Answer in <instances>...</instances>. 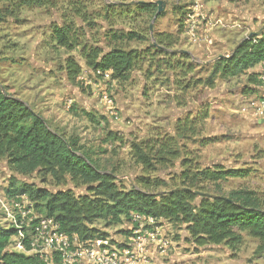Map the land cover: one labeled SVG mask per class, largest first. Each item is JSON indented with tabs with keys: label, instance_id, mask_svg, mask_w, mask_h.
<instances>
[{
	"label": "rangeland",
	"instance_id": "374dc122",
	"mask_svg": "<svg viewBox=\"0 0 264 264\" xmlns=\"http://www.w3.org/2000/svg\"><path fill=\"white\" fill-rule=\"evenodd\" d=\"M156 1L57 0L54 7L8 16L0 24L1 87L50 130L74 138L121 189L161 194L195 181L208 194L245 189L264 201V120L247 106L257 93L256 81L250 84L247 77L258 65L235 78H217L212 86L205 83L215 59L264 26V0H160L164 6L157 16L133 6ZM65 24L72 28L71 47L54 38V28ZM127 32L132 40L112 37ZM84 46H121L138 58L127 79L117 80L86 64ZM138 151L150 162H142ZM203 169L245 172L195 180ZM143 179L150 184L144 186ZM12 180L85 192L68 178L57 183L36 172L20 174L0 158V201L8 198ZM3 216L0 204V225ZM129 222L97 220L92 226L121 248L131 236ZM153 227L158 232L142 249L143 264H264V254L254 253L257 240L245 231L235 232L239 239L197 245L184 224L159 219Z\"/></svg>",
	"mask_w": 264,
	"mask_h": 264
},
{
	"label": "trees",
	"instance_id": "16d2710c",
	"mask_svg": "<svg viewBox=\"0 0 264 264\" xmlns=\"http://www.w3.org/2000/svg\"><path fill=\"white\" fill-rule=\"evenodd\" d=\"M57 0H0V24L8 16L18 15L24 8L54 7ZM122 7L125 5L116 4ZM134 8L153 13L157 5L138 2ZM70 25L54 28V38L61 46L70 43ZM113 38L132 40L134 34H113ZM84 46L81 54L93 71L111 72L117 80H126L137 61L133 49L111 46L104 51L99 47ZM264 60V32L241 40L228 56L213 61L205 79L212 86L217 78L231 79L245 74ZM70 71L75 75L73 63ZM247 81L254 84L256 76L249 74ZM205 116L207 112L203 113ZM139 152L142 162L149 159ZM0 158L23 175L38 173L51 176L57 183L71 182L85 186V192L75 195L70 189L50 191L29 183L12 180L5 189L7 197L26 194L42 214L53 217L59 230L76 235L80 240L105 239L106 234L92 225L97 220L118 224L131 212L184 224L197 245L220 244L233 237L236 231H245L257 240L255 254H264V201L253 191L239 189L228 194H208L195 181L161 194L137 188L121 189L111 173L98 170L95 161L74 138L52 131L45 121L22 101L8 95L0 85ZM245 172V171H244ZM240 169L197 171L195 180L216 181L226 176H243ZM226 175V176H225ZM144 186L150 182L141 180ZM199 182V181H198ZM201 182V181H200ZM16 230L0 225V264H44L36 254H26L7 248Z\"/></svg>",
	"mask_w": 264,
	"mask_h": 264
},
{
	"label": "built area",
	"instance_id": "2783aa9c",
	"mask_svg": "<svg viewBox=\"0 0 264 264\" xmlns=\"http://www.w3.org/2000/svg\"><path fill=\"white\" fill-rule=\"evenodd\" d=\"M257 93L247 103L253 115L264 120V60L257 64ZM255 84V83H254ZM5 216L1 225L16 230L7 246L9 250L36 254L44 264H143L142 249L158 232L153 227L155 219L136 212L128 216L131 236L121 248L107 243L105 239L80 240L59 230L53 217L41 213L26 194L8 197L0 201ZM152 226V228H147Z\"/></svg>",
	"mask_w": 264,
	"mask_h": 264
},
{
	"label": "water",
	"instance_id": "95a60500",
	"mask_svg": "<svg viewBox=\"0 0 264 264\" xmlns=\"http://www.w3.org/2000/svg\"><path fill=\"white\" fill-rule=\"evenodd\" d=\"M155 4L157 5V10H156V13L154 16H157L162 10H163V6H164V3L163 1H156ZM264 32V26L259 29L258 31H255V32H251L248 37H251V36H259L261 33ZM222 57V56H219V58Z\"/></svg>",
	"mask_w": 264,
	"mask_h": 264
}]
</instances>
